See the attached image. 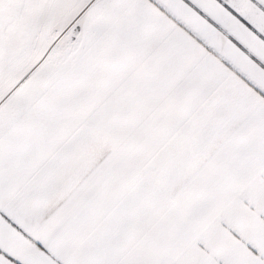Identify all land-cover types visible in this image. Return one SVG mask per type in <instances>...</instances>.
<instances>
[{"label": "snow or ice", "instance_id": "snow-or-ice-1", "mask_svg": "<svg viewBox=\"0 0 264 264\" xmlns=\"http://www.w3.org/2000/svg\"><path fill=\"white\" fill-rule=\"evenodd\" d=\"M0 264H264V0H0Z\"/></svg>", "mask_w": 264, "mask_h": 264}]
</instances>
